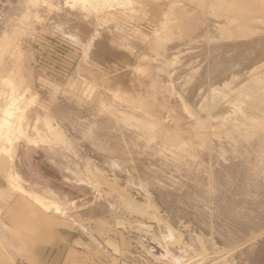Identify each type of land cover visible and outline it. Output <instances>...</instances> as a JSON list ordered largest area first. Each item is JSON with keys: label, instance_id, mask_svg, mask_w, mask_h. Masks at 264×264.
Masks as SVG:
<instances>
[{"label": "rangeland", "instance_id": "1", "mask_svg": "<svg viewBox=\"0 0 264 264\" xmlns=\"http://www.w3.org/2000/svg\"><path fill=\"white\" fill-rule=\"evenodd\" d=\"M11 104L0 214L64 205L121 264H264V0H0Z\"/></svg>", "mask_w": 264, "mask_h": 264}, {"label": "crops", "instance_id": "2", "mask_svg": "<svg viewBox=\"0 0 264 264\" xmlns=\"http://www.w3.org/2000/svg\"><path fill=\"white\" fill-rule=\"evenodd\" d=\"M58 205L62 211L66 209ZM70 222L64 215L33 203L4 207L0 214V264H121L122 257L107 248L103 227L81 230Z\"/></svg>", "mask_w": 264, "mask_h": 264}, {"label": "bare ground", "instance_id": "3", "mask_svg": "<svg viewBox=\"0 0 264 264\" xmlns=\"http://www.w3.org/2000/svg\"><path fill=\"white\" fill-rule=\"evenodd\" d=\"M257 8H258V6H257ZM260 12H262V11H260ZM13 104H14V102H13ZM13 104H11V106L9 108H6L5 109V111H4V117H3L2 120H0V141L8 142L10 145L12 144V139L11 138L13 137L12 125H11V122H10L11 121V118L13 117L12 108H11L13 106ZM19 132H20V129H19ZM6 150L7 149H4L3 148L2 152L3 153H6ZM13 185H15V184H12V186ZM12 189H15V191H17L19 193H23V195L24 194L25 195L27 194V192L23 191L24 189L21 188L19 185H15L14 187H12ZM28 194H29V192H28ZM34 203L37 206H40V207L45 208V209H49L50 208V206H49L50 204H46L44 201H42L41 199H38V198H34ZM53 206L56 207V213H59V207L56 206V205H54V204H53Z\"/></svg>", "mask_w": 264, "mask_h": 264}, {"label": "built area", "instance_id": "4", "mask_svg": "<svg viewBox=\"0 0 264 264\" xmlns=\"http://www.w3.org/2000/svg\"><path fill=\"white\" fill-rule=\"evenodd\" d=\"M23 264V263H22Z\"/></svg>", "mask_w": 264, "mask_h": 264}]
</instances>
